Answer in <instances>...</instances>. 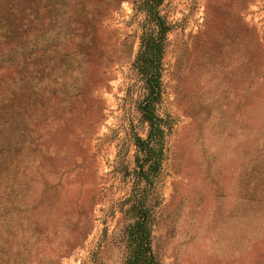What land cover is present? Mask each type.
I'll return each instance as SVG.
<instances>
[{
  "label": "rangeland",
  "instance_id": "rangeland-1",
  "mask_svg": "<svg viewBox=\"0 0 264 264\" xmlns=\"http://www.w3.org/2000/svg\"><path fill=\"white\" fill-rule=\"evenodd\" d=\"M142 0H0V264H122L148 125ZM160 264H264V0H162Z\"/></svg>",
  "mask_w": 264,
  "mask_h": 264
},
{
  "label": "trees",
  "instance_id": "trees-1",
  "mask_svg": "<svg viewBox=\"0 0 264 264\" xmlns=\"http://www.w3.org/2000/svg\"><path fill=\"white\" fill-rule=\"evenodd\" d=\"M162 0H142L139 9L145 13L144 31L139 52L133 64L141 86L138 109L148 125L145 139L136 138V167L133 170V191L122 204V228L120 241L125 258L122 264H160L153 248L155 225L152 199L153 178L157 177L163 161L165 129L156 114L161 94L162 60L166 37L171 27L161 15ZM152 196V197H151Z\"/></svg>",
  "mask_w": 264,
  "mask_h": 264
}]
</instances>
